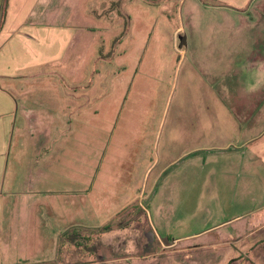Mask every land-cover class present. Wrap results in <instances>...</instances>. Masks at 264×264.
<instances>
[{
  "label": "rangeland",
  "instance_id": "obj_1",
  "mask_svg": "<svg viewBox=\"0 0 264 264\" xmlns=\"http://www.w3.org/2000/svg\"><path fill=\"white\" fill-rule=\"evenodd\" d=\"M149 1L133 22L120 9V23L99 32L105 37L96 63L65 64L66 78L45 85L51 108L65 107L68 115V105L85 107L82 126L73 133L65 127L67 149L82 146L71 154L89 156L108 136V166L136 173L146 197L134 221H108V209L62 233L65 226L50 214L42 246H23L18 234L11 253L1 248L0 264H264V78L243 70L253 51L264 53V46L250 48L264 42V29L232 26L243 11L242 23H254L256 0L219 2L225 11L208 10L213 0ZM78 71L95 99L74 98ZM250 115L252 132L237 121ZM52 157L50 164L57 153ZM129 183L118 184L121 201ZM219 225L223 233L240 226L241 238L217 241L209 233ZM209 241L218 246H198Z\"/></svg>",
  "mask_w": 264,
  "mask_h": 264
},
{
  "label": "crops",
  "instance_id": "obj_2",
  "mask_svg": "<svg viewBox=\"0 0 264 264\" xmlns=\"http://www.w3.org/2000/svg\"><path fill=\"white\" fill-rule=\"evenodd\" d=\"M213 1L206 5L208 10L225 11V6L219 3L225 0ZM254 3V23H251L253 19L242 23V15L249 13L243 11L233 21L234 28L264 29V0ZM143 4L149 5L150 1L0 0V250L11 253V240H15L18 234L26 238L21 242L23 246H27L29 241L42 246L50 214L65 226L62 233L67 231L68 223L87 222L97 212H108V209V221L123 215L127 222L134 221L135 208L140 207L141 200L143 202L146 197L143 189L133 182L136 173L131 169L122 172L108 166V136L105 142L103 136L92 144L89 156H82L81 151L71 154L82 146L79 144L67 149L65 127L73 133L82 126L81 113L85 107L79 103L68 105V115L65 107L61 110L51 108L48 104L51 90L45 85L52 77L66 78L65 64L96 63L99 38L103 39L105 35L99 32L110 31L120 23V19L115 17L120 9L133 22L136 10L144 14L139 9ZM260 46H264V42L251 41V49ZM253 53L247 61L249 65L243 68L244 74L249 78L260 74L264 78V53ZM237 69L236 76L241 78L243 70L240 71V65ZM78 72L75 80L78 86L70 88L74 98L86 100V95H89L92 100L96 91L92 86H81L85 83L86 74L82 77V72ZM263 89L264 85L260 90ZM262 92L264 94V90ZM94 113L98 114V111ZM250 117L239 116L237 121L252 132L251 126H256V123ZM78 138L72 137L74 140ZM80 141L82 143V137ZM53 153H57V162L50 164L55 159ZM231 155L233 157L229 161H236V154ZM67 157H72V160H66ZM129 178L130 191H126L129 195L125 193L124 201H121L124 194L118 184ZM114 206L119 208L112 210ZM141 212L145 213V210ZM221 225L209 233L214 234L217 241L227 234L234 240L241 238L240 226L230 233H223ZM206 235L207 232L193 234L192 238ZM35 239L39 242H34ZM214 244L215 241H209L198 246L203 249L218 246Z\"/></svg>",
  "mask_w": 264,
  "mask_h": 264
},
{
  "label": "trees",
  "instance_id": "obj_3",
  "mask_svg": "<svg viewBox=\"0 0 264 264\" xmlns=\"http://www.w3.org/2000/svg\"><path fill=\"white\" fill-rule=\"evenodd\" d=\"M106 229V228H105Z\"/></svg>",
  "mask_w": 264,
  "mask_h": 264
}]
</instances>
